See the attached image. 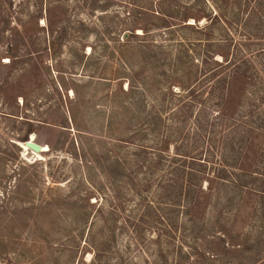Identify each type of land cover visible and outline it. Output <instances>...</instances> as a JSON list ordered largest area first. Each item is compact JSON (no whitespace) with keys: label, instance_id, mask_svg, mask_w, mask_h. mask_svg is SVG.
Wrapping results in <instances>:
<instances>
[{"label":"rangeland","instance_id":"1","mask_svg":"<svg viewBox=\"0 0 264 264\" xmlns=\"http://www.w3.org/2000/svg\"><path fill=\"white\" fill-rule=\"evenodd\" d=\"M0 264H264V0H0Z\"/></svg>","mask_w":264,"mask_h":264},{"label":"water","instance_id":"2","mask_svg":"<svg viewBox=\"0 0 264 264\" xmlns=\"http://www.w3.org/2000/svg\"><path fill=\"white\" fill-rule=\"evenodd\" d=\"M26 148L28 149V151L26 153H28V155L30 154L32 158L35 157V154H42V153H46L44 151L43 145L36 142V140H29L25 143ZM49 151V148H48Z\"/></svg>","mask_w":264,"mask_h":264},{"label":"trees","instance_id":"3","mask_svg":"<svg viewBox=\"0 0 264 264\" xmlns=\"http://www.w3.org/2000/svg\"><path fill=\"white\" fill-rule=\"evenodd\" d=\"M26 142H27V141H26ZM26 142H25V143H26ZM220 176L222 177V175H220Z\"/></svg>","mask_w":264,"mask_h":264},{"label":"bare ground","instance_id":"4","mask_svg":"<svg viewBox=\"0 0 264 264\" xmlns=\"http://www.w3.org/2000/svg\"><path fill=\"white\" fill-rule=\"evenodd\" d=\"M22 148H24V147L22 146Z\"/></svg>","mask_w":264,"mask_h":264}]
</instances>
